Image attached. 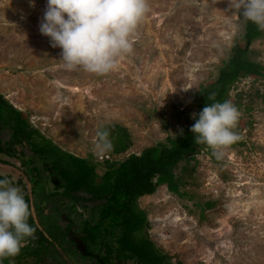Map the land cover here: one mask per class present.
Listing matches in <instances>:
<instances>
[{"label":"rangeland","instance_id":"374dc122","mask_svg":"<svg viewBox=\"0 0 264 264\" xmlns=\"http://www.w3.org/2000/svg\"><path fill=\"white\" fill-rule=\"evenodd\" d=\"M146 2L148 10L131 37L132 51L118 57L113 70L95 74L81 67L64 68L61 49L40 33L46 0H35L34 5L29 0H0V93L63 150L84 158L92 155L98 174L105 171L102 161L109 154L98 147L103 124L120 123L131 133L129 150L112 157L118 160L174 135L187 122L178 111L190 108L194 113L192 92L217 79L234 44L243 38L244 24L229 0ZM249 48L251 58L264 65V30ZM256 90L264 93V77H242L231 87L229 101L239 113L236 125L246 128L237 134L244 143L215 153L200 148L193 163L196 183L185 188L192 198L179 197L161 185L138 200L150 222L147 233L169 256L167 263L264 264V96L250 98ZM239 93L243 96L238 99ZM1 137L6 141L10 135L5 130ZM14 149L21 157L0 154L6 160L0 162V175L29 196L30 216L52 240L36 213L33 184L22 164L31 152L26 144ZM44 169L43 175L51 174ZM53 178H48L49 191L55 189ZM78 195L87 200L65 197L57 199L59 205L43 203V214L59 206L56 224L83 235V221L100 201ZM207 201L215 205L202 213L200 205ZM72 204L76 212L69 211ZM36 235L35 230L29 245L8 257L7 264H98L69 241L66 249L47 242L51 255L57 251L61 258L27 256L39 244Z\"/></svg>","mask_w":264,"mask_h":264},{"label":"trees","instance_id":"16d2710c","mask_svg":"<svg viewBox=\"0 0 264 264\" xmlns=\"http://www.w3.org/2000/svg\"><path fill=\"white\" fill-rule=\"evenodd\" d=\"M239 17L245 27L242 31L243 38L234 44L233 53L229 60L224 61L217 79L207 86L202 85L199 91L192 92L194 113H198L207 103L229 101V91L240 78L249 75L257 76L258 79L264 77V65L251 58L252 51L249 48L250 43L263 34V30H259L254 23L240 15ZM253 95L261 97L264 93L256 90L251 92L250 98ZM241 96L242 93H239L238 99ZM191 112L190 108L178 111V117L185 115L187 122L181 124L180 130L174 135H168L165 140L147 146L139 154L131 153L120 160L112 157L129 150L133 143L131 133L120 123L103 124L98 132H107L106 140L110 148L106 149L109 157L102 161L105 171L98 174L97 163L92 160V155L84 158L63 150L52 139L42 134L30 122L28 116L10 104L0 93V154L21 157L14 145L26 144L29 148L31 154L27 160H22V164L33 184L36 213L52 237V240H49L43 231L39 230L32 216H29L28 223L37 231L34 239L39 245L36 251L27 256L43 258L44 255H51V245H47V242L53 244L54 241L60 244L62 249H66L64 243L67 241L75 243L65 230L56 224V216L60 213L59 206H55L49 215H44L42 204L51 201L58 204L57 199L63 201L65 197L75 202L81 199L82 202L87 198L78 194L85 193L91 201H100L91 209L81 229L84 235L82 239L89 251H100V258L111 264L114 259L132 260L136 264L167 263L169 256L159 250L147 233L150 222L146 211L139 207L138 200L142 196L155 193L161 185H166L169 191L179 197L192 198V194L185 188L196 183L192 182L196 174L193 164L196 162V155L200 148H207L210 153L213 149L204 143H197L194 139L189 130L195 122L194 118H188ZM245 126L251 128V121ZM244 129L246 128L238 124L233 131L236 135H242ZM5 130L10 135L6 141L1 137ZM237 137L238 139L230 145L244 143L242 136ZM98 141L101 143L99 137ZM0 162L6 163V160L0 158ZM46 167L51 174H42ZM50 176H55L54 182L58 180L53 191L47 190ZM60 195L63 197L59 198ZM25 199L29 205L27 194ZM214 205L213 201L205 202L200 205L201 212ZM82 206L86 207L84 204ZM69 211H77L75 204L69 206ZM29 241L31 242L30 239ZM51 256L61 258L57 251ZM7 258L2 264H7ZM178 264L182 262L179 261Z\"/></svg>","mask_w":264,"mask_h":264},{"label":"clouds","instance_id":"9594fccd","mask_svg":"<svg viewBox=\"0 0 264 264\" xmlns=\"http://www.w3.org/2000/svg\"><path fill=\"white\" fill-rule=\"evenodd\" d=\"M34 5L35 0H29ZM229 6L245 20L264 30V0H229ZM148 10L146 0H46L39 31L59 47L66 69L105 74L116 66V59L132 51L131 39ZM190 126L197 143L214 150L238 139L233 131L239 117L231 103H207ZM102 149L110 148L107 132L97 133ZM109 157V155H107ZM29 205L20 189L8 178H0V261L19 254L35 228L28 223Z\"/></svg>","mask_w":264,"mask_h":264},{"label":"flooded vegetation","instance_id":"af4514ba","mask_svg":"<svg viewBox=\"0 0 264 264\" xmlns=\"http://www.w3.org/2000/svg\"><path fill=\"white\" fill-rule=\"evenodd\" d=\"M2 177V176H1ZM55 177V176H54ZM55 183H56V185L58 184V180H55ZM69 224H71V222L69 223ZM71 232V229H68L67 230V235H69V233ZM72 233H73V231H72ZM75 233V232H74ZM77 236H79L81 239H82V237L84 236V235H77ZM29 239H31V237L29 238ZM29 239H27V242H26V246L27 245H29ZM83 240V239H82ZM84 241V240H83ZM85 243V242H84ZM86 244V243H85ZM24 245V246H25ZM39 245V244H38ZM74 246H75V249H77L76 248V244L74 243ZM86 247H87V245H86ZM37 248H38V246H37ZM37 248H35V249H33V251H30L29 252V254H31V253H33L34 251H36V249ZM78 250V249H77ZM79 251V250H78ZM80 252V251H79ZM98 252H100V251H96V252H92V251H89L88 250V247H87V254H82L81 252V254L82 255H84V256H88V257H91L96 263H98V264H102V263H105V264H111V263H106V262H104L101 258H100V254L98 253ZM102 254H104V252H102ZM114 262H113V264H121V263H125V262H127L126 260H117V259H114L113 260ZM128 261H132V260H128ZM132 262H134V261H132Z\"/></svg>","mask_w":264,"mask_h":264},{"label":"water","instance_id":"95a60500","mask_svg":"<svg viewBox=\"0 0 264 264\" xmlns=\"http://www.w3.org/2000/svg\"><path fill=\"white\" fill-rule=\"evenodd\" d=\"M69 238L75 242L76 244V248L82 253V254H87V247L86 244L84 243V241L77 236L76 234L70 232L69 233ZM105 264V263H102Z\"/></svg>","mask_w":264,"mask_h":264}]
</instances>
